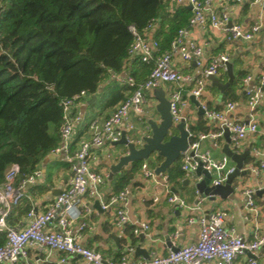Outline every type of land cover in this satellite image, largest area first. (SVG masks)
<instances>
[{"label":"built area","instance_id":"obj_1","mask_svg":"<svg viewBox=\"0 0 264 264\" xmlns=\"http://www.w3.org/2000/svg\"><path fill=\"white\" fill-rule=\"evenodd\" d=\"M241 2L242 0H233ZM264 6V0H254ZM212 0H169L171 5H191V16L188 24L177 30L169 48L160 51L159 40L149 33L155 28L157 20L153 19L143 32H138L133 26L129 29L133 34L127 53L128 59L138 58L141 62L154 65L146 79L137 83L133 77L122 73H112L111 78L121 84H126L132 89L128 97L120 102L115 110L104 119L95 118L89 123V136L78 142L77 149L72 153L69 151L70 142L77 124L81 121V115L77 111L78 104L85 101L89 95L80 91L70 97L61 100V123L59 126V143L50 151L54 154L64 153L65 161L71 170V177L67 185L57 194L45 211L36 212L30 208L26 216L28 223L23 227H14L7 224V217L11 209L17 206L25 197V188L28 184L36 182L42 175L39 168L31 174L22 177L18 184H15V177L19 174V167L12 164L0 183V232L5 233V241L0 245V264H19V261L28 257L29 248L59 251L65 255H78L83 264H243L239 261L240 256L248 254L245 264H258V259L264 261V235L256 230L253 237L246 240L242 235L235 232L233 228L225 225L226 212L217 209L199 216L189 215L188 224L198 226L197 238L194 242L179 246L177 250L169 248L167 254L161 255L157 252L149 254L148 258H133L122 254L118 259H105L102 254L92 248L82 245L78 238L80 231L86 227V223L80 222L77 231L73 232L72 222L79 214V206L82 197L87 193L90 186L96 193V187L103 184L104 175L90 169V161L94 158L95 149L100 148L106 142L117 141L122 132L128 141L140 144L141 139L133 138L132 131L136 128L131 121V112L137 120L143 122L145 116L144 105L146 97L144 89L154 90L164 84H174L166 95L169 101V111L174 123L184 122L187 131V148L180 153V169L186 173H194L201 165L211 173L210 185L223 184L227 176L235 169V163L226 155L214 158L208 149H202L201 143L209 140L214 147H217L218 140L224 136V130L229 132L230 144L236 149L243 140L252 134H260L264 138V130L258 128L256 119L250 116L247 122L235 121L228 116L235 108V103L227 101L224 110L215 109L200 101V96L206 84L205 77H197L189 90V95L199 101L200 108L207 119H214L217 122L216 128L207 132H196L191 128L183 113L187 105L185 96V83L190 81L189 76L180 73L173 66V56H178L183 61L194 60L197 66L204 65L203 52L200 45L190 41L185 44V36L189 29L210 25L213 29L224 30L226 39L240 38L252 40L258 33L260 26L252 25L244 28L238 24L230 23L227 12L217 13L211 5ZM229 57L226 54H218L210 58L204 67V75H217L220 70H226V63ZM251 76H246V84ZM246 106L253 113L256 106L264 98V74L258 77V83L252 87H245ZM146 128H148L147 123ZM256 177L264 178V152L256 164L248 166ZM142 177L145 180L153 181L162 186L167 194L169 203H178V206L191 211L193 206L188 205L183 199L172 193L169 187V177L165 172L155 173V169L149 167L146 162L140 165ZM202 176V175H201ZM200 179V176H198ZM262 182V181H261ZM257 183L255 187H245L242 190L246 197L245 209L253 216L257 214V207L253 200L255 191L264 188V182ZM128 190L126 188L118 191L110 197V204L119 203L115 210V225L124 229L130 222L126 210ZM158 196L153 197L157 201ZM107 205L101 203L102 208ZM247 217V216H246ZM54 222L55 228L49 226ZM147 222L135 224L132 232L138 235L141 231L147 230ZM175 247V246H174ZM263 248V249H262ZM64 258L61 259L63 261Z\"/></svg>","mask_w":264,"mask_h":264},{"label":"crops","instance_id":"obj_2","mask_svg":"<svg viewBox=\"0 0 264 264\" xmlns=\"http://www.w3.org/2000/svg\"><path fill=\"white\" fill-rule=\"evenodd\" d=\"M211 5L217 13L227 12L230 23L238 24L244 28L259 25L260 28L252 40L240 38L227 40L224 30L213 29L208 24L203 27L189 29L185 36V44L187 45L190 41H193L201 46L204 65L202 67L197 66L194 60L183 61L178 56H173V66L180 73L190 78V81L185 83L186 91L184 93L187 96V105L184 107L183 113L186 115L191 128L202 126L206 129L205 131L197 129L196 132H207L216 128L217 122L214 119H207L204 114H200L197 104L191 101L189 95V90L194 84V79L205 77L207 81L200 96V101L218 110H224L225 103L232 101L235 103V108L228 113L229 117L235 121L247 122L252 114L257 121L258 128L264 130V98H262L253 113H251L246 106L245 95V87L256 85L258 77L264 74V6H261L259 2H255L254 0H242L241 2L212 0ZM177 6L169 3L163 7L159 14L160 19L158 23L149 33L152 37H156L160 41V44L166 43L171 33L172 16ZM188 10L191 12V9ZM168 46L169 42L166 44L167 48ZM218 54H226L229 57V62L232 64L234 81L228 86L231 89L227 98H224V91L221 92L217 87L211 85L203 72L210 58ZM135 62L132 59L126 62L122 74L129 75L132 71H136L137 80L140 82L147 77L148 71L146 70L140 74L139 65ZM215 76L221 82L228 80L225 69L220 70ZM246 76H251L248 84L244 81ZM109 82L121 84L113 80L110 75L109 79L104 84H101L99 92ZM173 87H175L174 84H164L161 88L167 95L169 89ZM153 91L149 89L143 90L146 97L143 122L138 121L134 113L131 112L130 119L136 125V128L131 133L133 138H138L149 132L145 124L146 118L155 119L156 121L160 119L156 110L157 100ZM131 92L132 89L127 90V93L130 94ZM90 97L78 104L77 111L81 115V121L77 124L70 142L69 151L71 153L77 149L80 139L89 136L88 127L90 121L95 118H107L118 105L117 103L110 108H104L102 104L101 106L94 105L97 98H100V94L96 95L94 102L88 104L87 100ZM224 144L225 138L223 136L218 140L217 147H214L209 140H204L201 143V148L210 150L212 156L217 159L225 155L222 152ZM230 147L234 148L232 144H230ZM234 150L240 153L248 151L243 165V168L247 169L249 165L256 164L262 157L264 138L260 134L248 135ZM126 151L127 148L124 145L123 147H118L116 150L115 145L109 142H106L94 151V158L90 161V169L104 175V182L96 187V193L94 194L90 193L93 191V187H89L87 193L82 197V203L79 206L80 214L72 222L73 232L77 231L80 222L86 223V227L79 232L80 236L78 238V241L85 247L100 252L105 259L113 260L118 259L122 254H127L133 258H143L142 256L134 255V249L139 244L141 247L147 249L148 254L157 252L158 254L165 255L169 248L183 246L196 240L198 226L187 223L189 215L199 216L217 209H223L226 212L225 225L233 228L236 233L242 235L246 240L251 239L256 230L258 233L264 235V188L255 191L253 194V200L257 207L256 216H253L250 211L245 209L246 197L242 193L245 187H255L257 183L263 184L264 178L256 177L248 171L234 179V191L227 198H221L217 195L212 200L207 197L201 198L195 189V183L202 176L198 179V176L194 173L183 172L180 169L179 157V160L171 166L178 163L182 176L170 177L169 187L172 193L183 199L188 205L194 207L193 210L186 211V209L178 205L177 209L174 203H169L167 201V194L164 192L162 186L153 181L145 180L142 177L140 167L135 171L133 178L126 185L115 189V177L131 169V164L123 166L119 172L114 173L111 180H108L107 177L110 167ZM162 160L163 158L160 157L154 164H150L146 160H143V162H146L149 167L155 169ZM38 168L41 170L42 175L36 182L26 186L25 197L17 206L11 209L7 217V224L9 226H25L28 223L26 213L30 208H34L38 213L45 211L54 197L67 185L71 177V170L65 161L64 153L54 154L50 152L40 161ZM167 170L165 173H167ZM185 179H188L187 183H184ZM19 181L18 174L15 177V184H18ZM124 188L128 190L125 208L130 222L121 231L115 225V210L120 204L118 202L110 204V197ZM154 196H158L157 201H153ZM95 200H98L100 205L101 203L107 205L106 208H95L93 204ZM142 221L147 222L149 227L147 230L142 231L145 239L140 243L139 234H133L132 230L135 224ZM49 227L54 229V222ZM113 233L119 238V245L111 237ZM130 233L135 237L134 240L131 239ZM168 241H170L169 245L167 244ZM62 258H64L63 261H61ZM247 258L248 254L240 256L239 261L245 264ZM83 263V260L78 255H65L48 248H29L27 259L19 261V264ZM210 264L216 263L212 262ZM258 264H264V261L258 259Z\"/></svg>","mask_w":264,"mask_h":264},{"label":"trees","instance_id":"obj_3","mask_svg":"<svg viewBox=\"0 0 264 264\" xmlns=\"http://www.w3.org/2000/svg\"><path fill=\"white\" fill-rule=\"evenodd\" d=\"M167 4L169 0H0V183L12 164L19 167V179L31 174L59 143L62 99L83 90L89 96L100 94L103 107L110 108L128 97L126 84L109 82L101 92L99 88L129 61V27L143 32L153 19L158 23ZM190 16L185 5L176 7L160 51L169 48L166 44ZM132 60L140 74H149L154 65ZM129 75L139 83L136 71ZM199 128L193 130H206ZM142 162H131V169L113 178L115 189L126 185ZM167 174L169 179L182 176L178 163ZM4 241L0 232V245Z\"/></svg>","mask_w":264,"mask_h":264},{"label":"water","instance_id":"obj_4","mask_svg":"<svg viewBox=\"0 0 264 264\" xmlns=\"http://www.w3.org/2000/svg\"><path fill=\"white\" fill-rule=\"evenodd\" d=\"M186 7L191 9V5H187ZM230 24L231 23H229V25ZM226 72L228 75V80L226 82H221L215 75H207V79L210 81L211 85L217 87L221 92H223L234 81L232 64L229 61L226 63ZM154 96L157 100L156 110L160 119L159 121H156L155 119L146 118L149 132L139 137L141 139V143L137 144L128 141L125 137L124 131L122 132L119 140L109 142L113 145H124L127 148V151L123 155L119 156L118 161L110 167V172L107 177L108 180H111L113 174L119 172L123 166H126L133 161L145 160L153 153H156L159 157L163 158V160L155 167V173L158 174L160 172H165L167 168L179 159L180 153L187 148V131L184 128V122L180 121L178 123H174L172 121L169 111V101L163 89L161 87L155 88ZM95 98V94L91 95L90 99L87 100V103H92ZM190 99L197 104L199 113L203 114L199 101L191 95ZM224 138L225 144L223 145L222 152L235 163V169L227 176L223 184L209 185L211 173L199 165L194 174L196 176L202 175V178L195 183V189L201 198L207 197L212 200L216 195L221 198H227L234 191V179L248 172V169L243 168L244 159L248 151L240 153L230 147L229 132L227 129L224 130ZM187 182L188 179H185L184 183ZM93 204L95 208L102 209L98 200H95ZM174 205L176 208L178 207L177 202H175ZM111 237H113L119 245V238L115 236L114 233L111 234ZM138 237L140 243L145 239L142 231L139 233ZM169 242L170 241L167 242L168 245L170 244ZM172 249L177 250L178 247H172ZM134 255L142 256L143 258L149 257L147 249L141 247L140 244L135 247Z\"/></svg>","mask_w":264,"mask_h":264},{"label":"rangeland","instance_id":"obj_5","mask_svg":"<svg viewBox=\"0 0 264 264\" xmlns=\"http://www.w3.org/2000/svg\"><path fill=\"white\" fill-rule=\"evenodd\" d=\"M153 94H154V91H153ZM102 102H101V99L100 98H97V100L94 102V105H97V106H101ZM173 131H175L174 129H172ZM118 147H123V145L121 144H117L115 145V149L117 150ZM160 159V157L156 154V153H153L152 155H150L147 159H145L147 162H149L150 164H154L155 161H158ZM179 160V159H178ZM177 160V161H178ZM175 161V162H177ZM174 162V163H175ZM192 178V177H191ZM237 178V177H236Z\"/></svg>","mask_w":264,"mask_h":264}]
</instances>
